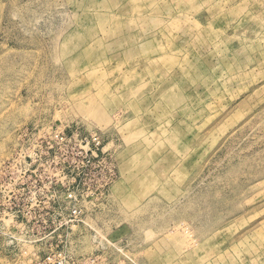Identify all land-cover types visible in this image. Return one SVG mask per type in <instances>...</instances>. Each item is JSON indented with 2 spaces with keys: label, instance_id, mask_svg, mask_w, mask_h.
Listing matches in <instances>:
<instances>
[{
  "label": "rangeland",
  "instance_id": "obj_1",
  "mask_svg": "<svg viewBox=\"0 0 264 264\" xmlns=\"http://www.w3.org/2000/svg\"><path fill=\"white\" fill-rule=\"evenodd\" d=\"M0 264H264V0H0Z\"/></svg>",
  "mask_w": 264,
  "mask_h": 264
},
{
  "label": "built area",
  "instance_id": "obj_2",
  "mask_svg": "<svg viewBox=\"0 0 264 264\" xmlns=\"http://www.w3.org/2000/svg\"><path fill=\"white\" fill-rule=\"evenodd\" d=\"M55 136L56 141H62V140H67L66 136H64L62 133H58ZM73 141L76 143L78 141L77 136H72L71 138L68 139V141ZM78 142L83 143L84 146L86 147V150L90 151L91 153L94 152V157L96 156L98 150H101V144L97 140V138L94 137V140L92 138H84L79 140ZM114 177V172L112 170H109L108 177L103 183V186L101 185V188H104L106 185L112 182V179ZM69 198H73L72 194L68 195ZM18 212H14L13 214H16ZM70 215L74 217H78L81 215V210L79 209L78 206L73 205L70 209Z\"/></svg>",
  "mask_w": 264,
  "mask_h": 264
}]
</instances>
